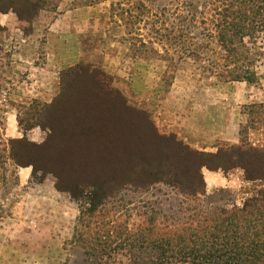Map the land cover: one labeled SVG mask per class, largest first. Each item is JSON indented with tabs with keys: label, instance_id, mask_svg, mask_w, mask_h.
I'll list each match as a JSON object with an SVG mask.
<instances>
[{
	"label": "rangeland",
	"instance_id": "obj_1",
	"mask_svg": "<svg viewBox=\"0 0 264 264\" xmlns=\"http://www.w3.org/2000/svg\"><path fill=\"white\" fill-rule=\"evenodd\" d=\"M189 4L188 0H43L46 10L57 5V12L73 13L72 31L79 34L87 54L61 71V94L57 97V88H52L45 100L31 99L45 87L40 83L48 80L41 72L43 65L52 64L46 60L43 40L37 48L15 40L0 43V264H136L137 253L122 248L86 254L78 244L79 231L83 226L95 230L100 223L135 234L149 219L178 224L193 213L240 207L264 188V182H245L191 199L163 183L126 186L97 206L95 213H88L87 185H102L107 176L120 178L128 167L152 163L159 154L165 164L173 159L162 139L173 136L204 154L247 140L252 146H264L262 124L253 114L259 104L264 105V57L255 64L251 83H224L212 76L206 60L216 62L215 44L203 55L187 54V42L196 46L208 42L200 36L199 20L205 15L192 18ZM23 30L27 33L29 26ZM92 75L102 84V95L95 101ZM15 116L18 130L13 125L9 131V120L13 124ZM87 122L95 127L85 133L83 154L80 148L74 151V144L73 151L64 154L58 131L72 133ZM36 123L41 130L38 139L24 131ZM42 125L56 133L54 141L48 140L49 130ZM236 134L239 142L233 145ZM110 144L116 145L114 157ZM11 154L22 165L15 164ZM105 162L114 164L112 172L106 173ZM80 183L83 194L73 198L70 191Z\"/></svg>",
	"mask_w": 264,
	"mask_h": 264
},
{
	"label": "trees",
	"instance_id": "obj_2",
	"mask_svg": "<svg viewBox=\"0 0 264 264\" xmlns=\"http://www.w3.org/2000/svg\"><path fill=\"white\" fill-rule=\"evenodd\" d=\"M188 1L192 18L197 14L205 15L199 20L203 31L200 36L208 42L198 46L187 42V54L191 56L197 52L203 55L202 52L209 50L210 44L213 43L218 48L219 55L216 62L206 60L208 73L224 83L255 81V64L264 57V0ZM43 9V0H0V14L11 12L18 20L27 23ZM174 38L172 35L171 39ZM82 70L80 68L78 71ZM92 77L95 84V101L102 95V84L98 83L97 75ZM62 84L61 81L59 95ZM73 93L76 95L74 91ZM62 98L61 96V100H64ZM51 106L44 108L43 115L48 113L46 111ZM258 108L253 114L262 124L261 130L264 131V105L259 104ZM139 114L144 115L146 123L151 127L145 113ZM87 123L83 128L75 130L76 134L75 131H58L57 141L62 143L61 150L63 149L64 154L73 151V144L77 146L74 151L80 148L83 154L85 133L94 131L91 125L95 124ZM37 126V123L29 125L24 131ZM151 128L155 130L153 126ZM42 129L49 130L48 140L54 141L56 133L45 125H42ZM156 138L159 136L156 135ZM162 140L169 145L173 159L167 160L165 164L159 154L152 163L143 162L134 169L128 167L127 174L120 178L107 176L108 179L106 177L102 185L93 182L87 185L88 202L85 205L88 204L91 208L88 213H95L97 206H102L104 200L126 186L145 188L154 183H163L186 198L204 196L205 185L201 172L204 167L209 171L223 173L239 169L243 172L244 181L264 182V146H252L247 140L237 146L218 148L215 154H204L189 149L173 136ZM18 143L24 141L20 140ZM115 146L108 145L113 157L116 156V153H113L115 150L112 149ZM11 160L17 165H22L15 155L11 154ZM105 164L106 173L112 172L114 164ZM27 165L35 168L34 164ZM81 185L82 183L70 191L71 195L75 196L73 198L83 194V190H78ZM78 234V244L86 254L102 255L108 248H122L137 253L133 258L136 264H264V188L246 199L240 207L217 208L207 214L193 213L178 224L157 223L149 219L137 227L135 234H131L127 229L122 233L107 228V224L99 223L95 230L83 226V230ZM119 240L123 243L119 244Z\"/></svg>",
	"mask_w": 264,
	"mask_h": 264
},
{
	"label": "crops",
	"instance_id": "obj_3",
	"mask_svg": "<svg viewBox=\"0 0 264 264\" xmlns=\"http://www.w3.org/2000/svg\"><path fill=\"white\" fill-rule=\"evenodd\" d=\"M57 5L50 10H40L38 14L27 23L20 21L17 18H13L11 14L0 15V25L3 26V30L0 33V43L16 41V44H28L31 48H37L40 41L43 40L42 44L47 46L46 48V60L52 62V64L43 65L41 72L47 74L48 80L42 81L40 84L45 87L39 88L31 98L36 101L46 99L47 93L50 89L57 88V97L60 93L61 84V71L68 67L71 61L75 63L78 60L85 59L87 54L81 49V42L79 34L72 31L73 24V13L69 10L63 11L62 13L57 12ZM4 21V22H3ZM29 26V31L25 33L23 27ZM16 49L17 47H13ZM13 54L17 51L11 49ZM57 70V72L55 71ZM38 83V82H37ZM49 88H46V87ZM32 101V100H31ZM14 122L9 120L10 130L14 125V131L17 132L18 124L16 116ZM34 139L40 138L41 130L37 127H33L27 131ZM183 138V137H182ZM239 137L236 134L232 141V144H238ZM25 173H28V169H25ZM202 177L205 185V191L223 187L227 188L230 186H236L238 184L245 183L243 172L239 169L234 170L233 173H222L221 171H206L202 172ZM235 204L238 205L237 200H234Z\"/></svg>",
	"mask_w": 264,
	"mask_h": 264
}]
</instances>
